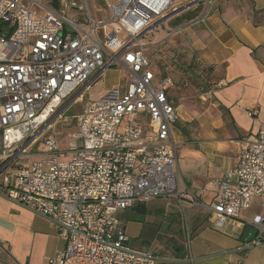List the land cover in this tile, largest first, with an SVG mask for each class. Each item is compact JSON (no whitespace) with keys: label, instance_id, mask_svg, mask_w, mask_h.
<instances>
[{"label":"built area","instance_id":"1","mask_svg":"<svg viewBox=\"0 0 264 264\" xmlns=\"http://www.w3.org/2000/svg\"><path fill=\"white\" fill-rule=\"evenodd\" d=\"M178 8L176 0H103L94 14L89 0H64L60 8L0 0V192L63 228L66 245L51 264L158 260L130 246L116 213L177 190L172 126L179 114L169 97L175 81L158 76L139 39ZM110 68L125 77L84 103L60 148L50 120L67 97L82 96ZM37 145L36 159L19 163ZM211 184L207 208L218 228L255 196L262 199L251 225L253 243L264 242V125L244 141L235 168ZM190 238L187 229L188 248Z\"/></svg>","mask_w":264,"mask_h":264},{"label":"crops","instance_id":"2","mask_svg":"<svg viewBox=\"0 0 264 264\" xmlns=\"http://www.w3.org/2000/svg\"><path fill=\"white\" fill-rule=\"evenodd\" d=\"M35 1L60 8L64 0ZM181 1L176 0V5H185ZM203 2L201 15L190 20L194 27H186L183 34L182 45L192 53L189 62L182 71L165 74L175 81L169 97L179 114L172 126L177 190L116 214L131 247L158 258H199L158 259L156 264H264V242L253 243L256 229L251 225L253 216L263 211L261 198L255 196L248 210L221 228L213 224L207 208L215 196L211 182L235 168L244 141L264 125V0ZM30 4L42 12L37 4ZM196 62L211 68L210 75L202 76L205 80L201 77L199 92L192 80L197 78ZM184 214L186 227L177 221ZM62 232L57 222L0 194V264H51L65 248Z\"/></svg>","mask_w":264,"mask_h":264},{"label":"rangeland","instance_id":"3","mask_svg":"<svg viewBox=\"0 0 264 264\" xmlns=\"http://www.w3.org/2000/svg\"><path fill=\"white\" fill-rule=\"evenodd\" d=\"M187 0H182L179 2L180 4H186ZM210 1V0H204ZM186 2V3H184ZM90 7L92 12L95 14V6L97 4H103V0H89ZM204 9V7H202ZM183 12H181L178 16H174L170 20L166 21L165 23L156 24L153 27L146 30L140 37L139 41L142 44L146 54L152 60V68L157 72L158 76L165 75L168 73L173 75V71L180 70L184 65H186L191 57V52L186 50L182 45L184 40L183 34L186 27L192 25L194 27L195 24L193 22L187 20L183 21L182 24L174 26V24L182 19ZM197 25V24H196ZM181 46V47H180ZM191 53V54H189ZM198 54H194V59L196 61ZM196 79L193 76L192 80L195 81L193 86L196 87L197 92L200 91L198 86L200 85V79L206 73L207 75L211 74V68L209 67H202L196 62ZM125 77V71L122 68H110L107 69L104 75L99 79V81L92 85L91 87L87 88L82 96L78 97L75 100L76 92L65 99L66 104L56 113L50 122L53 123L52 128L48 130L49 133L53 134L56 139L58 140L59 146L62 149H65L69 142L70 136L76 131L75 127V119L74 116L81 112L83 105L86 101L90 99H95L100 95L107 92V90L111 89V85L115 81H120ZM206 78L202 77V80ZM73 142H76V139H72ZM39 150V146H35L29 155H25L19 159L22 164L28 163L36 159L38 155L36 153ZM2 151V147L0 145V152ZM159 200V199H157ZM163 201V200H162ZM166 200L163 201V203ZM154 204V203H153ZM157 204V202L155 203ZM199 204V203H198ZM176 214H174L175 216ZM186 219L188 217L184 214L181 218L182 225L186 227ZM188 223V222H187ZM172 227L175 228L176 224L172 221ZM185 229V228H184ZM186 232L184 231V235ZM144 249H148L147 247H142Z\"/></svg>","mask_w":264,"mask_h":264},{"label":"trees","instance_id":"4","mask_svg":"<svg viewBox=\"0 0 264 264\" xmlns=\"http://www.w3.org/2000/svg\"><path fill=\"white\" fill-rule=\"evenodd\" d=\"M202 7H204V2L203 1L199 2L197 4V7H196V9L193 12L191 11L190 8L187 9L186 11H183V15H182V17H180L182 19H179V21H177L176 25L182 24V22L185 21V20H189L190 21V20H195L196 18H198L201 15L202 11L204 10ZM177 221H178V223H180L181 219L177 218ZM178 248H179L180 251L183 250L181 245L178 246ZM179 253H181V252H179ZM179 264H184V263H179Z\"/></svg>","mask_w":264,"mask_h":264},{"label":"water","instance_id":"5","mask_svg":"<svg viewBox=\"0 0 264 264\" xmlns=\"http://www.w3.org/2000/svg\"><path fill=\"white\" fill-rule=\"evenodd\" d=\"M202 1H204V0H193V1H191V2H189L187 4H185V5H182L181 7L176 9L170 16H175V15H177V14H179V13H181V12H183V11L189 9V8H191L194 5H197L199 2H202ZM165 19L166 18L159 20L156 24H160ZM0 194L5 195L2 192H0ZM5 196H7V195H5ZM158 259H160V260H170V261H190V260L196 261L199 258H194V259H168V258L159 257Z\"/></svg>","mask_w":264,"mask_h":264}]
</instances>
